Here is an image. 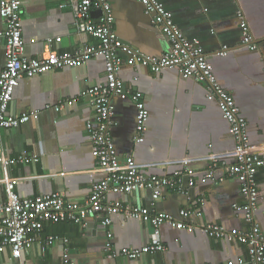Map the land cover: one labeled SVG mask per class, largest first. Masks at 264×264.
Instances as JSON below:
<instances>
[{
  "label": "crops",
  "instance_id": "obj_1",
  "mask_svg": "<svg viewBox=\"0 0 264 264\" xmlns=\"http://www.w3.org/2000/svg\"><path fill=\"white\" fill-rule=\"evenodd\" d=\"M114 16L113 30L127 45L148 55H161L169 44L160 30L151 26L136 0H106ZM171 12L173 23L203 49L218 83L234 98L240 116L247 123L250 146L264 152V0H159ZM24 53L45 57L50 51L75 54L97 39L77 33L68 0H19ZM97 19L99 12H92ZM247 23L257 50L241 43L240 21ZM4 26L0 18V33ZM59 38L51 46L48 39ZM5 41L0 38V71L4 66ZM227 47L225 56L218 52ZM119 78L124 92L112 98L114 124L110 138L119 159L132 157L145 176L171 178L190 168L196 184L181 192L162 189L157 200L151 190L142 188L130 195H107L108 202L125 207H143L169 213L175 218L182 209L201 211V224H217L225 231L264 234V172L258 170V197L245 220L249 199L240 192V182L229 176L234 164V140L215 100L206 97L205 84L183 78L175 68L157 73L146 67L121 65ZM104 59L93 57L85 65L49 71L22 78L14 89L8 115L36 113L37 117L2 130L3 154L28 163L0 166V179L15 180V192L22 199L60 193L70 204H83L91 187L102 175L96 172L87 122L94 120L91 100L84 92L103 85ZM144 97L148 119L144 140L135 144L136 107L131 93ZM67 101L72 105L56 106ZM215 161V163H213ZM214 165V166H213ZM212 171L214 182L202 177ZM6 192L0 183V204ZM240 207L237 211L234 207ZM193 220V219H191ZM190 222V221H189ZM197 223V220L194 219ZM112 234V247L106 250V233ZM154 230L149 222L112 214L103 227L98 217L76 224L72 221L46 223L34 234L30 248L14 258L10 249L0 251V264H247V247L236 241L215 239L194 231L187 233L169 224L159 227L163 250L145 253L136 260L119 255L121 249H141L151 245ZM49 238H53L50 243ZM111 253L116 256L112 257ZM264 264V263H263Z\"/></svg>",
  "mask_w": 264,
  "mask_h": 264
},
{
  "label": "built area",
  "instance_id": "obj_2",
  "mask_svg": "<svg viewBox=\"0 0 264 264\" xmlns=\"http://www.w3.org/2000/svg\"><path fill=\"white\" fill-rule=\"evenodd\" d=\"M136 1L142 6L151 26L158 28L167 40L169 47L165 53L148 56L122 42L113 30V11L106 0H68L75 31L97 39L98 44L86 45L73 55L50 51L45 57L31 58L24 53L19 0H0V18L4 26L0 38L5 41L4 66L0 71V132L17 128L37 117L36 113H23L15 117L8 115L13 92L20 79L33 78L53 70L83 66L96 56L104 59L105 76L103 85L91 87L84 92L90 98L94 111V120L87 122L85 130L89 136L92 157L96 164L95 170L102 175L101 179L92 185L90 194L83 204L67 203L59 192L22 199L15 192L14 179H0L6 192V201L0 204V251L10 249L14 258L20 257V253L34 243V234L41 231L46 223L72 221L81 224L89 217H98L103 227H107L112 214L124 212L130 219L149 222L154 230L153 240L148 247L120 250L119 255L127 259L136 260L145 253L163 250L158 238L159 227L162 224H169L187 233L199 231L211 238L236 241L247 247L249 255L247 264H263V233L255 230L251 233L227 232L217 224H201L202 214L198 209L195 211L182 209L178 213L179 218H175L169 213L152 212L138 206L125 207L119 201L106 200L107 195H130L147 188L151 190V197L155 201L160 197L162 189L181 192L183 176L186 177V187L192 188L196 184L195 173L190 168H185L184 172L174 173L171 178L145 176L142 174L141 166L132 157L119 159L109 132L114 124L112 98L124 92L119 78L121 65L146 67L153 73L166 68H175L181 77L192 78L205 84L207 99L216 101L234 140L232 156L234 164L227 168V172L229 176L238 179L241 194L249 199V206L242 209L246 212L247 222L252 220V206L258 197L256 173L258 170L264 172V152L256 153L250 146L247 123L240 116V109L233 96L216 80L202 47L196 41H190L183 36L173 23L171 12L159 0ZM95 11L99 12L97 19L92 15ZM239 27L241 43L250 50H257L247 23L241 20ZM59 40V38L48 39L47 45L51 46ZM226 51L227 47H223L217 55L225 56ZM131 100L137 110L134 142L138 144L144 140L148 112L141 93H131ZM64 105H72V101L59 103L55 108ZM13 162L28 163L29 159L19 157L14 160L6 157L0 142V166L7 168ZM202 180L214 182L213 172L205 173ZM234 209L241 210L238 206ZM52 241L53 238H49V242ZM104 247L106 250L112 247L111 232L106 233ZM111 256L116 255L111 253ZM67 257V254L63 256V264H72L68 262Z\"/></svg>",
  "mask_w": 264,
  "mask_h": 264
}]
</instances>
